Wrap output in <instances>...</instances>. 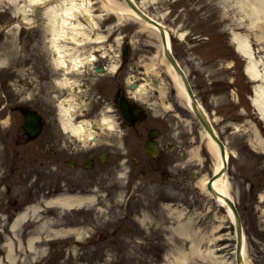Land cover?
<instances>
[{
	"label": "rangeland",
	"instance_id": "1",
	"mask_svg": "<svg viewBox=\"0 0 264 264\" xmlns=\"http://www.w3.org/2000/svg\"><path fill=\"white\" fill-rule=\"evenodd\" d=\"M93 1V14L103 28L115 25V41L131 40L126 61L132 65V72L137 74L144 64L155 65L147 71L151 84L141 91L151 92L150 99L158 102V109L170 119L171 125H165V130H173L169 141L175 149L159 161H147L139 167L135 166V158L120 165L115 156L92 169L68 166L64 184L54 178L42 182L44 189L60 184L67 192L94 196L90 203L69 209L45 205L44 196L34 192L33 184L39 183L34 175L28 181L27 177L25 181L13 177L2 182L4 157L0 143V256L6 255L3 243L10 238L18 255L17 264H237L236 228L228 219L222 232L227 233L226 238L218 242L227 245L219 251L227 262L219 263L206 252L207 236L226 214L201 183L204 177L214 174L215 160L202 124L167 69L168 60H161L164 53L160 38L143 22L131 17L119 19L102 7V0ZM136 1L170 31L174 55L231 153L226 178L242 217L247 258L252 264H264V150L258 144L260 137L264 139V120L250 100L254 87L264 85V80L255 82L248 77V60L231 42L232 30L250 33L255 54L264 60V25L254 29H247L248 21L240 25L237 19L241 13L233 2L226 4L227 0ZM32 2L0 0V139L20 125L18 119L22 122L10 104L1 109L8 102L20 99L22 104H33L45 113L56 112L61 121L62 105L75 107L70 100L67 103L55 97L70 95L66 87L48 78L49 72L59 74H55L58 55L52 45L53 31L45 7ZM78 19L88 30H99L91 21L81 16ZM124 33L128 38L121 37ZM60 41L68 48L78 47L64 38ZM119 52L109 51L108 61L120 62ZM168 103L172 110L167 109ZM112 130L104 129L107 140ZM71 137L78 147L89 148L78 137ZM11 145L10 152H14ZM29 149V145L16 148L24 150L27 158L15 159L9 153L7 162L24 167L31 162ZM140 150L136 156L142 162L146 155ZM155 167L158 170H152ZM20 204L40 205L41 211L15 234L9 227L17 213L24 210L18 207ZM35 235L40 236V252L34 256L26 245Z\"/></svg>",
	"mask_w": 264,
	"mask_h": 264
},
{
	"label": "flooded vegetation",
	"instance_id": "2",
	"mask_svg": "<svg viewBox=\"0 0 264 264\" xmlns=\"http://www.w3.org/2000/svg\"><path fill=\"white\" fill-rule=\"evenodd\" d=\"M117 32L118 31H112L111 33L114 37L108 39L102 47L106 49L107 55L111 50H114V54H116V50L120 51L119 65L108 61L96 64L92 69H86L85 72L78 75H73L72 71L66 73L67 75H65L64 72L55 76L49 72L48 75V78L56 83L65 79V76L73 84H75V82L78 83L76 91L72 89L71 92L67 93V95L70 93V96L74 95V97L78 98L79 100L76 99V101L78 104H81V106L77 108L78 110L73 112V118L75 121H90L93 125L92 131L98 132L99 141L91 145L89 143L87 145L85 144V146H89V148H87L88 150L81 148V145L78 147L71 137L73 133L64 127L63 121L59 119L60 117L56 116V112L50 113L46 111L45 113L33 104H30L29 109L36 110L42 115L43 128L37 136L30 139L23 127L25 122L24 114L28 106L22 104L20 99L16 100L10 104V107L13 109L14 114L21 116L22 122L18 119L17 124L20 125L16 126L13 132L6 134L5 138L0 139L4 157L1 181L7 183L9 179H14L13 177H17L18 181H25V179L21 177H27V180H29L33 175L39 183L48 182L52 178L56 179V181H64L67 179V168L70 164L74 165V167L85 168L86 165L90 163L94 166L98 163L104 164L115 156L116 162H119L120 165L135 158V166L138 167L142 166L147 161H158L162 155L164 156L165 153L175 149L169 141L171 134H173V130H165V125L170 124V119L163 114V111L158 109L159 105L157 107L155 106L156 101L150 99L153 97L151 92H144L140 89L139 91L137 90L140 86L145 89L148 88H146V84H144L146 78L139 75L144 74V72L142 70L137 74L132 72L134 77L137 78L130 80L131 76H133L130 72L133 70V67L126 61L128 59V54H130V49H128L129 47L127 44L130 43V40H128V42L127 40L116 42L115 39L118 38L116 36ZM119 33L121 34V32ZM125 35L121 37L123 38ZM112 36L110 35V37ZM126 38L128 37L126 36ZM102 47L100 48L101 51L104 50ZM157 93L158 90H155L154 94ZM55 97H60V101L68 102V100H70V98L64 97V93L55 94ZM30 100L32 101L33 99L30 97ZM84 101L87 102L85 103ZM124 103H128L131 109L133 108L132 106L143 108L146 114L145 119L138 120L135 123L127 119L121 108V106L125 105ZM4 107L7 106L2 105L1 109ZM84 116L87 117V119H80ZM103 117L113 120L114 123L112 128L113 133L109 140L106 139V132L104 131V128H108V126L101 125L100 123ZM64 119H66L65 116ZM12 134L13 136L11 137ZM152 135L155 137L152 138ZM11 140L14 141V152H10V145L12 142L9 141ZM149 141L156 143L158 147L157 160L152 159V156L145 148L146 142ZM26 145L30 147L28 158L31 162L28 164L25 163L24 167L18 163L13 164L7 162L9 153L13 155L15 159H18V156H21L22 159H26L27 156L24 150H16V148ZM138 149H141L147 156L145 161L142 160L141 162V160L137 158L136 151ZM115 151H119V153H115ZM103 158L105 162H102ZM27 171L28 173L26 174ZM5 188H7L6 185ZM34 189L41 194H45L46 191V189L44 190L40 186Z\"/></svg>",
	"mask_w": 264,
	"mask_h": 264
},
{
	"label": "bare ground",
	"instance_id": "3",
	"mask_svg": "<svg viewBox=\"0 0 264 264\" xmlns=\"http://www.w3.org/2000/svg\"><path fill=\"white\" fill-rule=\"evenodd\" d=\"M32 1H33L32 4L37 3L36 5L41 3L42 4L41 6L45 7V12L48 14L47 17L49 19V23L51 24V30L53 31L52 45L55 53L58 55L56 58V62H54L56 65V66L54 65L56 67L55 74L61 73V71H63L65 75H67L66 73L72 71L73 75H78L80 73L85 72L86 69H92L93 66H95L96 64L108 62L107 51L102 46H104V44L108 41V39L114 37L112 36L111 32L115 31V25L109 24L108 30L103 28L102 24L98 19L99 17L93 14L92 11V4L94 3L93 0H52V1L32 0ZM102 1H103L102 7H104V9H106L107 11L117 15L119 19L131 17L149 26L155 32V34L160 38L161 41V33L163 32V30L152 23L146 22L145 19H142L141 18L142 16L138 14L136 10H134V8H132L126 0L121 2H117L116 0H102ZM229 2L230 3L233 2L238 12L241 13V17L237 19L240 25H242L244 21H248L247 27L249 28L247 29L250 28L254 29L257 26L262 27V25H264V0H227L226 4H229ZM138 5L141 7L139 3ZM80 16L81 18L83 17L84 19L91 21L94 27L99 28V30H96L95 33L93 32V30L90 29L88 30L86 26L78 19ZM162 26L164 27L163 29H165L166 32L165 36L167 37L168 44L171 49L172 35L170 34V31L163 24ZM110 35L112 37H110ZM122 35H125V33ZM61 38H64V40H66L67 42L71 41L77 44L78 47L68 48L67 45L62 44V42L60 41ZM231 42L234 44L235 49L238 51V53L248 60L245 72L249 76V78H251L254 81H259V79L264 80V67L263 69H259V66L261 67V65H263L262 62H264V60L255 54L256 49L253 47L254 45L252 46L253 42L251 40L250 33H244V32L232 30ZM101 47L102 49H104L103 51L100 50ZM160 47H162V50H164L162 43L160 44ZM162 57L163 58H161V60L165 62V59L167 60V55L164 53V56L162 55ZM167 62L168 63H165L167 65V69L171 74V76L173 77L174 81L176 82L179 91L183 96L188 108L191 111L195 110L194 111L195 113L201 112L204 118L207 120V123L214 127V123L212 119H210L208 113L206 112L201 102L199 104L201 111L199 108L198 110L193 108L191 103L192 97L191 95H188V92L184 85L185 81L182 75L179 73V71L175 68V66L172 63H169L170 62L169 60ZM112 63L118 64L119 62L114 61ZM144 65L145 68H147V70H145L144 73H146L148 70L152 71L155 67V65L153 64H144ZM130 72L132 73V71ZM187 76L188 75H186V77ZM134 78L137 77H134L133 74L130 80H134ZM57 83L58 85L61 86H65V87L67 86L68 92H71L72 89L76 91V89L78 88L77 85L78 83L75 82V84H73L68 78H66V76L65 79ZM139 89L143 90V87L140 86L137 88V90L139 91ZM67 91L66 93H68ZM71 96L69 98L70 100H72L71 102L75 104V107H67L66 105H62L60 109L61 111L64 112L66 117L65 121H63L64 127L69 129L74 136L78 137L80 141L86 145L88 143L90 145L93 144L94 142L97 143L99 141L98 140L99 135L97 131H92L93 125L92 123H90V121L83 120L78 123H75V120L73 118L74 115L73 111L75 108L81 106V104H78V102L76 101V99L78 98L74 97V95ZM84 102L86 103L87 101ZM251 104L256 110L257 115L264 120V85L263 84H258L254 87V94L252 96ZM158 105L159 103L156 102L155 106L157 107ZM167 107L168 110L173 109L170 103L167 104ZM103 122L107 123L108 127L114 126L113 120L111 119L103 118L100 121L101 125L102 124L105 125ZM26 123L28 124V122ZM29 123L31 122L29 121ZM204 136L207 139V146L209 152L211 153L212 157L215 160L214 172H218L225 166V162L227 160L230 161L231 153L229 151L227 152L222 151L221 146L217 143L216 139L214 138V135L208 129L207 130L205 129ZM258 142L260 148L264 150V139L260 137ZM209 180L210 177L206 176L201 180V183L203 187L209 192V194L217 201L218 205L225 209L226 214L223 217L221 223L219 225L214 226L211 230V233L207 236L209 247L207 248L206 252L208 253V256L211 257L213 256L214 258H216L215 260H217L219 263L221 262L225 263L227 262L226 261L227 259L225 258V254L219 253V251L223 250L227 245H222V246L218 245V242L226 238L227 233H222L225 227V221L228 219L232 223H234L236 228L235 235H237V237H238L239 226L236 222L237 217L233 211V208L226 199V196L230 197L231 199L233 198L230 193L229 182L227 181L226 178V172L222 174L219 178L214 180L212 183L213 191H215L216 193H214L210 189H207V184ZM93 198L94 196H89V195L64 193L52 197L51 199L45 200L44 204L47 206H62L65 208L72 209V208H80L85 204L90 203V201L93 200ZM40 211H41L40 205H29L26 208H24V210L19 212L14 218L11 224V231L15 232L16 234L17 230L24 222L28 221L32 217L37 216ZM39 238L40 236L37 235L31 236L28 238L27 241V245H26L27 249L28 251L32 252L34 256L40 252V249L37 248V244L40 240ZM201 240H203V238ZM241 244H242L241 247H242V255H243V259H242L243 263L242 261L241 263L252 264L247 258L248 245H247V237L245 232H243ZM19 246L23 247L22 244H20ZM5 249H6V255L4 257H0V264H5L4 261H7V264H17L19 261L18 255L15 253L14 244L9 239L5 244ZM204 252L202 253L204 254Z\"/></svg>",
	"mask_w": 264,
	"mask_h": 264
},
{
	"label": "water",
	"instance_id": "4",
	"mask_svg": "<svg viewBox=\"0 0 264 264\" xmlns=\"http://www.w3.org/2000/svg\"><path fill=\"white\" fill-rule=\"evenodd\" d=\"M126 1H127V2L130 4V6H131L132 8H134V10H136V12H137L138 14H140V15H141L146 21H148V22H150V23H152V24L158 26L160 29L163 30V28H162V27H161L156 21L152 20V19H151L150 17H148L144 12H142V11L138 8V6L133 2V0H126ZM162 30H161V31H162ZM163 32H164V30H163ZM163 32H162V38H163L164 46H165V48H166V55H167L168 59L170 60V62L175 66V68H176V69L179 71V73L182 75V77H183V79H184V81H185V85H186V87H187V89H188V91H189V93H190V95H191V97H192V99H193V106H194V108H195L196 110H198V106H197V103H196V98L194 97L193 90H192V88H191V86H190V83H189L187 77H186V74H185L184 71L181 69V67L178 65V63H177V61L175 60V58L171 55L170 51L168 50L167 41H166V36H165V33H163ZM197 115H198V117L201 119V121L203 122V124L206 126V128H207V129H208V130L214 135V138L216 139V141H217V142L219 143V145L221 146L222 151L225 152V146H224V144L221 142V140L218 138V136L214 133V131H213L211 125L207 123V120L204 118V116L202 115V113H201V112H197ZM39 120H40V118H39L38 115L28 114V124H27V128H28V130L31 129V128L34 126L33 122L36 123V127H39V126H40V124H39ZM29 121H30L31 123H29ZM223 171H224V170L220 171L218 174H216V175L211 179L210 183L208 184V187H209L210 190L213 191L212 183H213L214 179H216L217 177H219L220 175H222ZM213 192L216 193L215 191H213ZM226 199H227V201L230 203V205L232 206L233 211H234V213H235V215H236V217H237L236 220H237V224H238V226H239V231H238V239H239V244H238V262H239V264H241L240 252H241V246H242V244H241V242H242V221H241V219H240V215H239V213H238V210H237V208H236L234 202H233L230 198H226Z\"/></svg>",
	"mask_w": 264,
	"mask_h": 264
}]
</instances>
